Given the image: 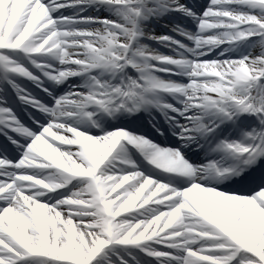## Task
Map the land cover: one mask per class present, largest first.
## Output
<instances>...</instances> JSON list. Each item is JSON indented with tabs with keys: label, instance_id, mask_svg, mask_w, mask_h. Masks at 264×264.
<instances>
[{
	"label": "snow or ice",
	"instance_id": "obj_1",
	"mask_svg": "<svg viewBox=\"0 0 264 264\" xmlns=\"http://www.w3.org/2000/svg\"><path fill=\"white\" fill-rule=\"evenodd\" d=\"M170 13L195 31L146 30ZM5 85L35 112L0 95V264H264V0H0ZM153 109L175 147L92 119Z\"/></svg>",
	"mask_w": 264,
	"mask_h": 264
},
{
	"label": "bare ground",
	"instance_id": "obj_2",
	"mask_svg": "<svg viewBox=\"0 0 264 264\" xmlns=\"http://www.w3.org/2000/svg\"><path fill=\"white\" fill-rule=\"evenodd\" d=\"M74 11H75V9L73 10V12H74ZM73 12H72V13H73ZM88 12L91 13V14H96L95 11H91V10H89ZM101 12H102V10H101ZM104 14H106V13H104ZM162 17H163V21H167V20H168V19L166 18L167 15L162 16ZM150 30L154 32L155 29L150 28ZM194 31H195V30H194ZM157 35H159V33H157ZM174 36H175L176 39L179 40L180 37H178V36L175 35V34H174ZM189 45H190V43H189ZM253 51H255V49H254ZM238 55H239V54L234 55V56H231V57H236V56H238ZM32 70H33L34 72H36L35 69H32ZM36 74L39 75V73H36ZM69 83H76V82H75L74 80H72V78H71L69 81H66L65 83H63V86L61 87V89H60L58 92H55V90L58 89V88L60 87V84L57 85L54 89H52L53 92H54V94L57 95V96L60 95V94H62L64 91L67 90ZM97 114H99V113H96V114L92 117L93 120L96 118ZM38 170L41 172L40 174H46L48 171H51V170H48V169H38Z\"/></svg>",
	"mask_w": 264,
	"mask_h": 264
}]
</instances>
